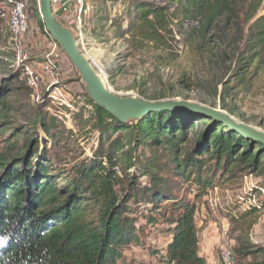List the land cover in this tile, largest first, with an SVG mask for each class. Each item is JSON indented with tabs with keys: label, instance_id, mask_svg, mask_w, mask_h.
Returning <instances> with one entry per match:
<instances>
[{
	"label": "trees",
	"instance_id": "obj_1",
	"mask_svg": "<svg viewBox=\"0 0 264 264\" xmlns=\"http://www.w3.org/2000/svg\"><path fill=\"white\" fill-rule=\"evenodd\" d=\"M263 2L166 0L160 6L134 1L125 14L141 45L159 48L165 46L166 35L180 16L199 21L195 32L201 50L210 49L221 20L233 24L242 20L245 31L237 33L229 53L210 61L220 67L234 63L237 54L247 55L250 60L244 59L240 71L249 72L254 64L255 71L264 68ZM39 24L46 30L42 19ZM9 91L10 85L0 86L2 109H8ZM94 108L101 135L99 152L70 169L54 171L31 131L16 133L18 140L9 149H0V264H118L126 262L124 252L132 246L158 256L159 264H207L200 255L197 208L188 195L195 188V197L201 198L220 183L223 172L254 174L264 169V146L193 114L153 112L122 124ZM3 124L5 117H0V133ZM42 124L47 135L57 127L53 118ZM197 124L201 127L194 131ZM144 178L147 184H140ZM262 208L264 199L231 220L250 229L255 223L245 222ZM150 231L171 237L166 248L146 243ZM235 251L238 258L264 256V249L245 245Z\"/></svg>",
	"mask_w": 264,
	"mask_h": 264
},
{
	"label": "rangeland",
	"instance_id": "obj_2",
	"mask_svg": "<svg viewBox=\"0 0 264 264\" xmlns=\"http://www.w3.org/2000/svg\"><path fill=\"white\" fill-rule=\"evenodd\" d=\"M134 1H147L160 6L166 4V0H85L82 16L84 37L92 38L96 43L85 56L108 88L117 96L140 98L147 102L182 98L220 109L238 122L264 132V68L255 71L254 64L249 72L240 71L244 59L250 60L243 54H237L232 64L225 59L227 63H221L220 67L210 61L218 54L229 53L231 42L239 38L237 33L245 31L242 26L244 21L233 24L227 23L226 19L221 20L210 49H199L195 32L199 21L185 16L174 22L172 33L166 35L165 46L141 45L130 28L132 20L125 14L128 4ZM29 8V30L18 46L10 33L8 14L2 17L10 8L6 0H0V86L10 85V91L5 96L8 109H2L0 105V117H5L6 123L0 133V149H9L18 140L16 133L31 131L40 141V154L50 158L54 171L70 169L94 158L99 152L101 135L97 111L94 103L88 101L90 98L84 82L74 65L62 49L58 45L56 47L46 30L40 27L39 0H29ZM261 13L264 14V2ZM59 17L56 16L58 22L76 32L77 22L73 17H68L67 21ZM54 49L60 62L55 82L40 68L46 54ZM25 66L35 69L39 75L38 88L30 86L23 73ZM237 73L242 76L237 78ZM57 87L66 94L68 106L52 105L49 96ZM47 118L57 121V127L48 135L42 124V120L46 123ZM37 120L40 122L35 126ZM106 123L110 121L107 119ZM200 127L197 124L194 131ZM125 151L129 150L126 148ZM118 173L126 187L127 181L120 169ZM218 180L220 183L207 189L201 198L195 197L198 193L195 188L188 195L197 208L201 257L206 248L203 258L207 264H224L225 251L232 254L234 264L253 262L254 259L264 261L263 255L238 258L235 251L243 245L264 249V208L256 217L245 222L248 225L252 223L250 221L255 223L250 229L242 222L231 220L233 217L238 219V213L247 211L251 205L264 199V192L260 191L264 189V169L254 174L228 175L223 172ZM147 182V178L139 180L140 184ZM148 233L146 243L155 244L160 250L166 248L171 240L165 234ZM208 238L207 242L203 241ZM124 254L126 262L118 264H159L158 256H151L144 248L132 246Z\"/></svg>",
	"mask_w": 264,
	"mask_h": 264
},
{
	"label": "water",
	"instance_id": "obj_3",
	"mask_svg": "<svg viewBox=\"0 0 264 264\" xmlns=\"http://www.w3.org/2000/svg\"><path fill=\"white\" fill-rule=\"evenodd\" d=\"M42 21L47 33L67 55L84 82L85 91L94 105L103 109L122 124L137 122L153 112H183L197 115L225 125L231 131L247 140L264 146V132L238 122L232 115L213 107L198 104L182 98L147 102L140 98L115 95L82 54L73 31L62 26L56 19L52 0H39Z\"/></svg>",
	"mask_w": 264,
	"mask_h": 264
},
{
	"label": "built area",
	"instance_id": "obj_4",
	"mask_svg": "<svg viewBox=\"0 0 264 264\" xmlns=\"http://www.w3.org/2000/svg\"><path fill=\"white\" fill-rule=\"evenodd\" d=\"M9 9L8 13H4L2 17H6L8 14L10 33L14 39L18 42V46L22 44L25 36L29 30L30 21V8L29 0H6ZM61 14L65 15L67 18L73 17L77 22V29L74 33L78 48L80 52L86 55L95 46V42L92 38H85V31L83 29L82 16L85 12V0H52L53 9L56 4H60ZM86 36V35H85ZM57 47V45H56ZM25 58V57H23ZM26 59V58H25ZM59 59L54 50L48 52L45 56L44 61L41 64V71L44 75L54 80V76L57 74L59 69ZM24 75L28 78L29 84L33 88H38L40 84V77L36 73L35 69L25 66L23 69ZM55 82V80H54ZM55 85V84H54ZM50 101L53 106H68L69 102L66 98V94L62 93L60 88H55L50 94ZM264 192V190H261ZM224 264H234V257L228 251L223 254Z\"/></svg>",
	"mask_w": 264,
	"mask_h": 264
},
{
	"label": "crops",
	"instance_id": "obj_5",
	"mask_svg": "<svg viewBox=\"0 0 264 264\" xmlns=\"http://www.w3.org/2000/svg\"><path fill=\"white\" fill-rule=\"evenodd\" d=\"M60 5H61V3L60 4H56L55 5V8H54V13H55V16H57L58 17V15H60V17L58 18V19H62V20H64V21H67V17L65 16V15H63V14H61V11H60V9H61V7H60ZM60 21V20H59ZM62 23V22H61ZM68 27V26H67ZM203 223V222H202ZM209 240V238L208 239H206V240H203V241H205V242H207ZM203 245V244H202ZM207 247H208V244H207ZM205 252H206V248L205 249H203V257L204 256H206V254H205ZM207 258V257H206ZM207 260L209 261V259L207 258Z\"/></svg>",
	"mask_w": 264,
	"mask_h": 264
},
{
	"label": "bare ground",
	"instance_id": "obj_6",
	"mask_svg": "<svg viewBox=\"0 0 264 264\" xmlns=\"http://www.w3.org/2000/svg\"><path fill=\"white\" fill-rule=\"evenodd\" d=\"M96 63V62H95Z\"/></svg>",
	"mask_w": 264,
	"mask_h": 264
}]
</instances>
